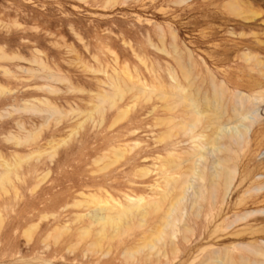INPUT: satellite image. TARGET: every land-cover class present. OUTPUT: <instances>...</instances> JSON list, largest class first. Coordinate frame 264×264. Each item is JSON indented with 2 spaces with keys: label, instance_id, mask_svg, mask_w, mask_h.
<instances>
[{
  "label": "rangeland",
  "instance_id": "obj_1",
  "mask_svg": "<svg viewBox=\"0 0 264 264\" xmlns=\"http://www.w3.org/2000/svg\"><path fill=\"white\" fill-rule=\"evenodd\" d=\"M0 48L21 57L0 58V264H214L228 252L244 264L264 248V0H0ZM113 76L126 90L114 106L98 98L114 93ZM178 83L203 110L212 106L205 97L224 92L217 121L241 130L220 138L216 153L236 169L230 189L177 206L157 242L168 259L126 251L162 224L171 197L135 212L115 236L107 226L92 247L98 208L156 196L168 159L180 158L183 171L185 151L219 127L209 114L178 127L187 108L129 90L171 93Z\"/></svg>",
  "mask_w": 264,
  "mask_h": 264
},
{
  "label": "bare ground",
  "instance_id": "obj_2",
  "mask_svg": "<svg viewBox=\"0 0 264 264\" xmlns=\"http://www.w3.org/2000/svg\"><path fill=\"white\" fill-rule=\"evenodd\" d=\"M0 58L1 59H6V58L15 59V58H21V57H17V56L11 57L5 53L4 48H0ZM115 60L117 61V59H115ZM33 61L37 62L39 65L45 67L44 61L38 60L37 58ZM103 68H105V67H103ZM147 69H149V68H147ZM115 74L118 76L119 73L115 70ZM62 77L64 79V76H62ZM50 78H54V75H51ZM110 78L112 80L108 84H109V86H111L115 90L114 93L109 94V92H107L105 90L104 93L99 94L98 98H99L100 102L110 101L111 105L114 106L117 99H120V100L123 99V97L126 93V90L122 89L119 77L116 78L115 76H113ZM173 79H174V77H173ZM56 80H59V78H57ZM135 85L129 87L130 92L134 88H137L139 90V93H136L133 95V97H135V98L141 94V96L146 95V97L150 99L153 94H156L157 97H159L161 100L174 99V102L172 101L173 103L171 102V104L168 106V108L170 110H174L178 106H181V105L184 106L185 108H187V113H186L187 119L184 118L182 121H180L178 124H176V126H178V127L180 126L183 129L184 128H186V129L195 128L196 125L201 122L202 118L206 114H209L211 119H215V123H217L218 122L217 120H219L223 115L221 100H222V97L224 96V92L222 90L220 91L218 89H215V92L219 93L220 96L217 97V94H216V98L215 99L213 98L214 99L213 101L210 100L209 98L205 97V100L207 101V105H210V106L212 105V106L210 109L203 110L197 104V102L193 96H191V95L189 96V95H186L184 93L185 88L182 87L179 83H178V85L180 87H179L178 92H171V93L168 92L167 90H165L163 86H161L160 88L152 87V88L148 89V88H146L147 87L146 84L142 85L141 87H136ZM169 89H171V87ZM157 91H160V92H157ZM190 93H192V92H190ZM199 97H201V96L199 95ZM38 100H39V97H38ZM235 113H237V116L240 115V113H238L237 109H235ZM163 118H165V117H163ZM168 120H169V122L170 121L172 122V120H174V117H171ZM217 125L219 127H216V131H215L213 137L212 138H211V136L209 137L210 142H207L206 144L199 145L198 150L193 149V150L185 151V154L190 156V158L185 160L188 163V165L186 166V168L183 171H181V169L184 166V162L180 158L172 156L170 160L168 159V161L172 165V168H171L172 171H170L171 174L168 175L166 178V186L156 188V196L151 197V198L139 197V198H135V199H130L129 203L127 205H124L121 202L115 200V203H113V204L111 203L109 206L106 205V206H108L107 208H98V211L96 213L94 212L95 214H93V215L91 214L92 218H94L95 221H97L96 223H98L100 225V229L97 232L99 239L96 242L92 243V247L97 248L100 246L101 238L104 237V235H105L104 233H105L107 226L112 228L113 233L111 232V235L115 236L116 234H118L119 230L123 226H128L130 216H132L135 212H140L142 217H144L147 213V211H146L147 208L152 207L156 211H158L161 208L164 200L171 197L170 205L165 212V216L161 219L162 224L158 223L150 231V235L145 237L144 242L140 248L137 247L136 249L134 248L135 250L128 249L126 251V253L129 256H133L135 253H136L135 254V256H136L137 253L139 254V251L147 248L151 251L150 254L148 253L149 255H154V256L157 255L158 256L161 253L164 257H167L168 251L165 248H164V250H161L158 247L157 242H159L161 239L165 238L164 234H165L166 229H169L170 233H171L172 228H173V222L170 221V218L173 217V214H174L177 206L181 205L182 203L185 204L188 200H192V203L194 206L197 203V200L200 198V196H203L207 191L210 193L211 198H213V200H216L219 196L221 186L224 185L223 186L224 189L226 190V192H228L232 182L235 179L236 169L229 164L231 159L221 160L220 158H218L216 156V153L220 152L223 149L222 146L219 144L220 138H222L225 134H227L228 131L230 132V130H232V133H228V134L231 137H234L233 134H236L237 137L238 136L240 137L241 136V130H240V128H237V127L232 128V129L227 128V127H223L219 124V122L217 123ZM244 128L246 129V127H244ZM237 144H238V142H237ZM212 157H213V161H212V164L210 167H209V165L208 166L203 165L206 161H208ZM206 171H208L207 174H206ZM200 185L202 187H204V189ZM93 200H94V197H93ZM100 203H101V201H100ZM103 203H105V202L103 201ZM107 203H105V204H107ZM200 203H201V201H200ZM106 209L109 210L110 212L106 216H104L101 214V211L106 210ZM144 224H145L144 221H141V226ZM186 230H188V228ZM89 231L90 230L85 229L83 234L85 235ZM171 244H172L171 249H172L173 253L177 252L178 247L175 245V243H171ZM132 247H130V248H132ZM250 253L253 256H255V259L250 262V260L248 258H243V260L242 259L241 260L243 261L244 264H264V248L254 247L253 249H250ZM127 254H126V257H127ZM163 256H161V257H163ZM147 257H149V256H147ZM127 258H129V257H127ZM131 259H132V257H131ZM167 259H168V257H167ZM221 262L222 263L227 262L228 264H236L235 260L233 258V254L230 252L226 253L223 259H221V257L220 258L217 257L214 264H218Z\"/></svg>",
  "mask_w": 264,
  "mask_h": 264
}]
</instances>
